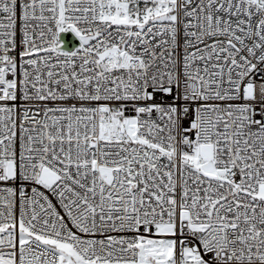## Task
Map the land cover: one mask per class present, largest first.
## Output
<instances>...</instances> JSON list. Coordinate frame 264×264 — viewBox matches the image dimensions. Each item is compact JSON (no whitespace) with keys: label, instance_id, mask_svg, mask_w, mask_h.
I'll use <instances>...</instances> for the list:
<instances>
[{"label":"snow or ice","instance_id":"snow-or-ice-1","mask_svg":"<svg viewBox=\"0 0 264 264\" xmlns=\"http://www.w3.org/2000/svg\"><path fill=\"white\" fill-rule=\"evenodd\" d=\"M0 264H264V0H0Z\"/></svg>","mask_w":264,"mask_h":264}]
</instances>
